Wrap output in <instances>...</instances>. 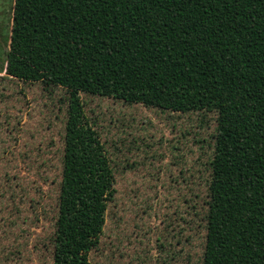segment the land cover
<instances>
[{"label": "trees", "instance_id": "1", "mask_svg": "<svg viewBox=\"0 0 264 264\" xmlns=\"http://www.w3.org/2000/svg\"><path fill=\"white\" fill-rule=\"evenodd\" d=\"M9 3L0 73L127 104L215 114L204 264H264V0ZM69 153L52 264H93L114 173L76 167Z\"/></svg>", "mask_w": 264, "mask_h": 264}, {"label": "rangeland", "instance_id": "2", "mask_svg": "<svg viewBox=\"0 0 264 264\" xmlns=\"http://www.w3.org/2000/svg\"><path fill=\"white\" fill-rule=\"evenodd\" d=\"M9 5L0 0V47ZM215 125L210 112L127 104L0 73V264L53 263L67 150L76 167L114 173L93 264H204Z\"/></svg>", "mask_w": 264, "mask_h": 264}]
</instances>
